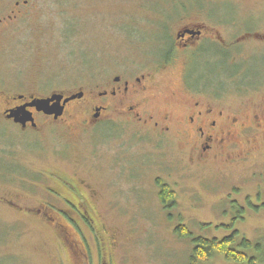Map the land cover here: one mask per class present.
I'll return each mask as SVG.
<instances>
[{
	"label": "rangeland",
	"instance_id": "1",
	"mask_svg": "<svg viewBox=\"0 0 264 264\" xmlns=\"http://www.w3.org/2000/svg\"><path fill=\"white\" fill-rule=\"evenodd\" d=\"M29 1L33 11L29 18L18 30L0 37V81L6 82L0 83V89L6 95L67 97L83 91L85 98H92L106 85L94 81L145 73L162 51L158 40L164 31L155 28L156 16L176 15L167 7L171 0ZM201 15L194 11L190 19L196 21ZM255 58L247 63L251 75L263 68L264 50ZM199 63L186 73L206 84L233 73L218 58ZM180 69L179 60L156 76L166 93L148 110L159 122L158 111L173 112V100L165 99L182 83ZM261 101L264 107V97ZM80 105L72 102L56 124L24 133L30 139L19 138L17 131L10 134L17 138L8 141L13 145L10 159L31 170L29 183H14L24 188L18 194H26L16 204L35 211L46 199L43 209L63 215L71 225L53 212L23 215L0 203V264H103L98 237L87 229L79 210L51 194L47 199L42 191L50 183H60L55 172L76 180L88 196L109 264H189L193 237L221 239L233 230L239 239L263 243V131L250 136L238 156L235 153L236 162L217 157L202 166L186 161L182 139L175 133L159 136L152 125L131 120L118 110L105 112L94 122L88 108ZM246 149L249 155L240 158ZM61 179L71 184L70 179ZM157 181L174 192L173 206L159 201ZM12 183L0 179V186ZM14 199L7 200L15 205ZM46 217L60 221L65 234L53 230ZM178 225L192 237L176 235ZM198 264L233 263L216 256Z\"/></svg>",
	"mask_w": 264,
	"mask_h": 264
},
{
	"label": "flooded vegetation",
	"instance_id": "2",
	"mask_svg": "<svg viewBox=\"0 0 264 264\" xmlns=\"http://www.w3.org/2000/svg\"><path fill=\"white\" fill-rule=\"evenodd\" d=\"M201 2L171 0L172 5L167 7H171L176 15L169 18L156 16L155 28L164 31L158 40L162 51L145 69L146 72L126 75V78L113 76L106 81H94L93 83H106L105 88L95 92L92 98H85V93L79 91L83 93L82 97L68 102L57 119L30 106L33 99L47 98L55 93L45 97L21 93L6 95L2 92L3 89H0V179L8 183L13 182V185L0 186L1 204L23 215L34 212L35 215L46 216L47 213L53 212L54 216L67 222L63 215L43 209V204L48 202L46 199L39 201L40 207L35 211H24L23 207L16 204L21 201L20 197L26 194H18L20 189L24 188L14 183H29L27 178L31 170L26 166L17 167L10 159L13 145L8 141L17 139L10 136H15L16 131L20 133L19 138H29L24 133H36L48 123L56 124L64 115L66 107L76 101L81 102L80 109L88 108L89 118L94 122L99 121L103 113L118 110L131 120L134 119L143 125H152L151 129L159 136L175 133V137L182 139L183 151L189 164L205 166L209 159L217 157L236 162L235 153L237 152L238 156L243 152L242 146L252 140L250 136L264 132V107L261 106L264 97V75L261 77L264 61L263 68L256 75L249 73L247 64L251 60H257L256 53L264 50V15H261L264 13V0ZM248 7L251 11H242V8L247 10ZM194 11H199L202 15L197 17L196 21H191L190 14ZM32 12L29 0H0V37L18 30ZM217 58L232 68L233 73L229 76L221 74L207 84L187 75L186 72L199 65V62ZM179 60L180 70L183 72L182 83L179 88L169 91L165 99L166 102L173 100L170 104L173 112L158 111L156 114L160 115L157 118L161 120L159 122L155 118L157 116H153L148 110L153 100L162 99L163 93H166L161 90L156 76L172 68ZM19 110L25 115L16 114ZM249 152L250 150L246 149L245 156L240 158H246ZM4 164L8 170L2 167ZM55 174L60 183H50L42 191L47 199L51 194L61 204L79 210L87 229L95 232L98 237L103 264H109V255L104 253V243L100 239L99 227L93 221L94 208L87 199L88 196L76 180L60 172ZM62 177L70 179L71 184L62 183ZM7 199H14L15 205ZM102 210L107 212L104 204ZM45 221L53 230L63 231L65 234V227L60 221L56 222L47 217Z\"/></svg>",
	"mask_w": 264,
	"mask_h": 264
},
{
	"label": "trees",
	"instance_id": "3",
	"mask_svg": "<svg viewBox=\"0 0 264 264\" xmlns=\"http://www.w3.org/2000/svg\"><path fill=\"white\" fill-rule=\"evenodd\" d=\"M160 188L158 198L161 204L173 206L175 194L168 185L157 181ZM175 234L181 238L192 237L186 228L178 225ZM238 232L233 230L228 236L217 238H204L195 236L191 239L192 248L188 258L189 264L207 262L216 256L222 257L225 261L233 264H257L259 259L264 260V241L251 242L245 238H237Z\"/></svg>",
	"mask_w": 264,
	"mask_h": 264
},
{
	"label": "water",
	"instance_id": "4",
	"mask_svg": "<svg viewBox=\"0 0 264 264\" xmlns=\"http://www.w3.org/2000/svg\"><path fill=\"white\" fill-rule=\"evenodd\" d=\"M83 95L82 92L72 94L70 96L64 97L62 94H52L51 96L47 98H36L33 99L30 103L31 107H34L36 111L42 112L46 115H52L54 119H57L59 116L62 115L64 106L75 99L81 98ZM17 113H25L21 110H19ZM30 115V114H28ZM27 116V115H26ZM96 117V116H95ZM24 118V116H23Z\"/></svg>",
	"mask_w": 264,
	"mask_h": 264
},
{
	"label": "bare ground",
	"instance_id": "5",
	"mask_svg": "<svg viewBox=\"0 0 264 264\" xmlns=\"http://www.w3.org/2000/svg\"><path fill=\"white\" fill-rule=\"evenodd\" d=\"M216 53V52H215Z\"/></svg>",
	"mask_w": 264,
	"mask_h": 264
}]
</instances>
